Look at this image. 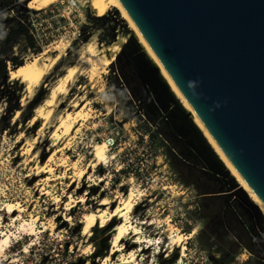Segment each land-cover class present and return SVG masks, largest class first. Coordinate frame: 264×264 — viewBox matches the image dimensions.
Returning <instances> with one entry per match:
<instances>
[{"label":"rangeland","instance_id":"374dc122","mask_svg":"<svg viewBox=\"0 0 264 264\" xmlns=\"http://www.w3.org/2000/svg\"><path fill=\"white\" fill-rule=\"evenodd\" d=\"M29 2L20 4L17 13H0V57L19 56L26 62L46 50L54 51L62 41L69 46L33 92L8 74L0 76V234L11 235L0 264H100L107 256L117 263L133 250L136 260L132 264H264V231L257 226L256 210L245 196L236 194L242 187L192 118L198 131L194 128L190 137H183V130L169 131V138L156 136L153 150L159 164H155V180L132 181L122 172L121 159L112 158L144 147L140 143L141 149L129 150L136 144L130 136L136 135L133 124L144 133L152 129L141 116H134L139 107L162 127L169 124L153 96L148 95L139 69L128 63L126 55H119L128 42V51L140 49L141 54L135 55L140 68L154 65L118 8L104 15L108 18L101 27L93 19L96 15L89 0H59L43 9L30 8ZM25 9L34 10L28 19L31 16L35 36H22L16 44H8L10 27L17 25L18 19L25 20ZM119 38L123 46L106 71L105 86L92 88L80 70L67 94L51 109L48 122L43 124L42 118L33 121L36 109L50 97L51 86L69 67L76 66L86 42H97L101 52L104 45ZM11 68L8 63V73ZM156 77L155 82L161 79L166 83L160 73ZM169 91L181 113L185 112ZM141 98L146 103L141 104ZM75 102H79L77 107ZM81 109L89 116L54 145L51 136L61 115ZM117 130L123 135L122 143L109 150L104 139ZM135 161L143 168L140 156ZM37 165L51 167L53 172L37 175ZM81 170L84 174L79 177ZM47 177L56 181H43ZM132 187L140 195L131 218L143 242L134 244L136 237L131 235L120 243L123 251L111 254L118 220L103 228L96 218L91 220L90 235L84 233L86 224L82 221L86 213L96 216L106 209L101 205L106 198L111 201L108 212H112ZM6 203L22 208L18 220L6 211ZM259 219L264 225L263 213ZM23 220L34 221V233L22 227ZM173 231L184 236V253L177 245L169 251Z\"/></svg>","mask_w":264,"mask_h":264},{"label":"water","instance_id":"95a60500","mask_svg":"<svg viewBox=\"0 0 264 264\" xmlns=\"http://www.w3.org/2000/svg\"><path fill=\"white\" fill-rule=\"evenodd\" d=\"M120 1L264 204V0ZM139 72L170 126L186 137L185 129L195 127L187 111L181 114L159 95L152 81L158 67L145 65ZM236 194L259 218L262 212L246 191Z\"/></svg>","mask_w":264,"mask_h":264},{"label":"bare ground","instance_id":"6f19581e","mask_svg":"<svg viewBox=\"0 0 264 264\" xmlns=\"http://www.w3.org/2000/svg\"><path fill=\"white\" fill-rule=\"evenodd\" d=\"M59 0H30L29 7L33 9H43L47 8L48 6L58 2ZM90 7L96 16H104L108 13L110 9L113 7L118 8L121 14L126 18L127 22L130 25L132 33L136 40L139 42L142 50L147 54L148 58L154 63L156 67L159 69V73L163 77V79L168 84L169 88L173 92V94L179 99L182 106L186 109L189 113L190 118L193 119L195 124L201 130L202 134L209 142L210 146L213 148L215 153L218 157L222 160L224 165L228 168L230 173L233 177L237 180L240 184L242 189L246 191L250 199L257 204L259 209L264 215V204L259 199V197L255 194V192L250 188V186L246 183V181L242 178L240 173L237 171L235 166L232 164L230 159L227 157L225 152L219 146L217 141L214 139L212 134L209 132L207 127L204 125L192 105L186 99L184 94L181 92L169 72L166 70L160 59L158 58L157 54L154 52L140 29L135 24L134 20L128 14L127 10L123 6L120 0H89ZM69 46V43H64L63 41L58 43L54 46V51L49 52L46 50L43 54H39L34 56L33 59L27 60L24 62L23 65L18 66L16 68H11L9 70L8 75L10 76L11 80H20L26 86V91L33 92V90L41 84L44 78L47 76L48 72L54 67V65L59 61L64 53V50ZM123 46V40L117 39V41L104 45L101 50L99 49L98 52V45L97 42L90 40L86 42L82 49L80 50V55L77 58L76 66L69 67L62 76L59 77L56 84L52 85L50 90V97L45 101V104L38 107L36 109V119H43V124L47 123L50 117L52 116L51 109H54L58 104L59 97L61 95H66L70 85L76 80L77 74L81 71L85 73L84 78L91 84L93 88L96 85L105 86V74L108 67L112 64L114 59L117 57L120 48ZM52 49V50H53ZM56 52V53H54ZM66 52V51H65ZM83 66L85 68L83 69ZM80 67V69H78ZM81 70V71H80ZM98 87V86H97ZM86 88V87H83ZM79 102H75L73 104L74 107L78 106ZM85 106V105H84ZM83 106V108H84ZM63 115V114H62ZM61 115L59 122L52 133V140L53 144L55 145L56 142L63 139V137L67 138L70 133L72 132L75 124L80 121L81 119L87 118L89 114L85 113L83 109L77 111L76 114L72 112H67L63 116ZM62 131V133H60ZM29 150V149H28ZM104 150V149H103ZM31 151V150H30ZM102 153V150H100ZM105 155V154H103ZM52 156H50V159ZM38 166V165H37ZM80 170V169H79ZM35 173L37 175L52 173L53 170L48 168L47 166H38L35 168ZM84 172L81 170L78 174L81 177ZM51 177V176H50ZM50 177L45 178L43 181L45 182H53L56 181L51 179ZM140 193L136 192V189L132 187L129 190L128 195L121 199V201L113 208L112 212H108V208L110 207L111 201L109 199H105L101 202L102 206H106V209H103L99 212L98 215L94 216L93 213H86L84 215V222L86 224L85 229L83 230L84 233L90 235L89 224L90 221L93 219H97L100 223L101 228L107 226L112 221L118 220L116 227H114V233L112 236V249L111 254L115 252L123 251L121 247V242L125 240L127 237L129 238L131 235L136 237L134 244L142 243V239L139 236L140 230L132 221V212L134 207L136 206L137 199ZM6 211L12 215L13 220H18L21 217L22 208L17 204L6 203L5 205ZM15 212H18L16 214ZM14 222V221H13ZM34 222V221H33ZM33 222L31 223L27 220H23L22 227L25 230H30L31 233H34L35 229L33 226ZM15 224V223H14ZM13 224V225H14ZM195 231V230H194ZM10 234L2 232L0 234V262L3 257L6 255V250L10 246ZM190 237V236H189ZM170 248L169 251L171 252L175 245L181 246V252L184 253L186 246L184 245L185 238L182 234H175L174 231L170 235ZM127 240V239H126ZM146 248L143 249V251ZM149 249V248H148ZM110 257H105L100 264H132L134 260H136V253L133 251L130 252L128 257L124 255L121 256L120 262H111L109 261ZM17 264V263H15ZM141 264V263H140Z\"/></svg>","mask_w":264,"mask_h":264},{"label":"built area","instance_id":"2783aa9c","mask_svg":"<svg viewBox=\"0 0 264 264\" xmlns=\"http://www.w3.org/2000/svg\"><path fill=\"white\" fill-rule=\"evenodd\" d=\"M51 11L54 12L53 10H51ZM37 12H39V11H37ZM30 13L31 12H28V15ZM30 19H31V16L27 20V23L29 24L30 34L34 37L35 36V34L33 32V25L34 24H32V21ZM144 111H145V109L143 108V106L139 107L138 111H136L134 116H136V117L141 116L143 118V122L146 121L147 124L152 127V129L147 130L144 133V132H141L138 130L137 124H133L134 128H132V129L134 130V133L136 135L130 134V136L134 139V141H136V144H134L133 146H130L131 148L129 150H134V148H136V147L140 148V143H143L144 147L142 149L140 148L141 151H139V152L131 153V151H129L130 153H126L124 156L119 155V154L112 155V158H114L118 161H119V159H121L123 166H124V169L122 171L124 174L130 175L129 178L132 181L137 180V181H140L141 183L144 180H150L151 178L153 180H155L154 174H156V172H154V170H156L158 168L157 166H155V164L156 165L159 164L158 161H155V159L159 158V156H154V150H153V145H154V142L156 141V136L153 137V133L156 130V126L158 129L159 123L152 122L147 117L146 112L144 113ZM131 131L132 130H128V132H131ZM122 137H123V135H122ZM122 137H121L120 130H117L116 132H110L105 137L104 141L106 142L108 149L111 150V149L116 148L118 145H120L122 143ZM162 149H164V146L162 147ZM116 155L119 157H116ZM138 156H140V158L143 159V168L139 167L138 163H136V161H135ZM117 172H119V170H117Z\"/></svg>","mask_w":264,"mask_h":264},{"label":"trees","instance_id":"16d2710c","mask_svg":"<svg viewBox=\"0 0 264 264\" xmlns=\"http://www.w3.org/2000/svg\"><path fill=\"white\" fill-rule=\"evenodd\" d=\"M28 0H0V13L2 12H13V13H17L18 12V8L20 4H24V6L26 5L25 3H27ZM22 6V5H21ZM25 8V7H24ZM34 11L33 9L29 10V9H25L24 12L25 14V20L22 19H15L17 20L18 24L17 25H12L10 28V32L7 34L6 36V42L8 44H16L17 42H19V40L21 39L22 36L28 37L30 34L29 31V24L27 23L28 20V12ZM107 16H95L93 19L101 25V27H103V25L105 24V21L107 20ZM0 24L3 25V22L0 20ZM130 45H128V42L124 45L121 53L119 55H126V59L128 61L129 64H131L133 67H135V60H136V56L135 55H140V49L136 48L135 52H130L128 51V47ZM145 62L147 63V61L145 60ZM149 62V61H148ZM8 63L12 64L13 68H16L18 66H21L24 64L23 59H20L19 56H12L10 57H0V76L5 77L8 74ZM150 63V62H149ZM113 64V63H112ZM136 68V67H135ZM170 92V91H168ZM174 98V97H173ZM147 117L155 123H159L157 120L152 119L151 116H149L147 114ZM195 129L198 131V129L195 126ZM200 132V131H199ZM162 134L165 138L168 137L167 132L165 131L164 127H162L159 124L158 129L153 133V137Z\"/></svg>","mask_w":264,"mask_h":264},{"label":"flooded vegetation","instance_id":"af4514ba","mask_svg":"<svg viewBox=\"0 0 264 264\" xmlns=\"http://www.w3.org/2000/svg\"><path fill=\"white\" fill-rule=\"evenodd\" d=\"M134 62H135V61H134ZM134 65H135L136 68H138V69L140 70V67H139V64H138V63L135 62ZM144 66H145V65H144ZM152 81H153V83H154V85H155L157 91L159 92V95H160L163 99H165V100L170 101L171 103H173V105L175 106V108L177 109V111H179V112L181 113L179 106H176V104L174 103V101L171 99V96L168 94V92H167L166 88L164 87V85L162 84V82H161L160 80H158V79H157V81L155 82V81L153 80V77H152ZM146 91L148 92V95L150 94L151 96H153L152 92H151L150 90H148V88H146ZM151 98H152V97H151ZM143 102L146 103L145 100H143V99L141 98V99H140V103L143 104ZM143 108H144V107H143ZM144 109H145V108H144ZM181 114H183V113H181ZM160 125H161V124H160ZM164 129H165V131L167 132V134L169 133V131H171V132H175V130H173V128L170 126V124H168V127H165V126H164ZM194 132H195V129L192 127V125H189V127H188L187 129H185V133H186V135H187L188 137H190L191 135H193ZM194 139H195V138H194ZM193 142H194L193 144H194V146H195V149H198L199 147H198V144L196 143V139H195V141L193 140ZM255 219H256V221H257V226H258V227H262V228H263V231H264V225L262 224V220L259 219V218H257L256 216H255Z\"/></svg>","mask_w":264,"mask_h":264}]
</instances>
